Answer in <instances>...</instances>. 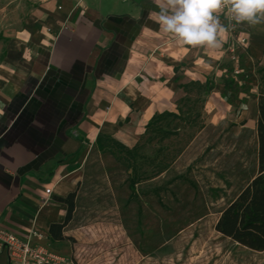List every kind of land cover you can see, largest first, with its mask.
<instances>
[{"label":"crops","instance_id":"1","mask_svg":"<svg viewBox=\"0 0 264 264\" xmlns=\"http://www.w3.org/2000/svg\"><path fill=\"white\" fill-rule=\"evenodd\" d=\"M155 10L154 0H43L26 26L6 37L0 231L57 246L49 230L64 225L68 209L56 199L72 188L85 147L99 136L132 147L156 115L184 98L182 84L218 71L229 35L218 53L176 44L150 15ZM241 31L246 53L264 61V29Z\"/></svg>","mask_w":264,"mask_h":264},{"label":"rangeland","instance_id":"2","mask_svg":"<svg viewBox=\"0 0 264 264\" xmlns=\"http://www.w3.org/2000/svg\"><path fill=\"white\" fill-rule=\"evenodd\" d=\"M42 3L0 0V49ZM227 49L218 71L199 81L215 90L196 106L195 125L169 119L132 147L113 138L102 150L85 147L72 188L61 192L62 199L75 195L71 221L63 241L48 244L60 264H264V253L216 232L221 214L257 175L253 96L264 67L247 53L232 61ZM161 131L176 134L164 139Z\"/></svg>","mask_w":264,"mask_h":264},{"label":"trees","instance_id":"3","mask_svg":"<svg viewBox=\"0 0 264 264\" xmlns=\"http://www.w3.org/2000/svg\"><path fill=\"white\" fill-rule=\"evenodd\" d=\"M258 89L253 97L257 100V175L251 183L240 193L237 199L228 206L221 214L216 226V232L224 238L244 247L254 253H264V67L258 68ZM238 89V86H237ZM182 90L186 98L178 103V115L174 113H164L156 115L147 125L145 134H147L157 123L169 119H177L180 122H186L189 125H195L200 119V114L195 113L196 106L201 104V99L211 95L214 90V84L207 81L205 84L192 82L183 86ZM196 94L198 99H192ZM225 98V97H224ZM185 109V110H184ZM195 115V117H193ZM164 139L173 137L176 133L173 131H161ZM103 141L114 142L110 137L99 136L97 147L103 149ZM120 148L123 145L115 143ZM128 154L132 153L127 151ZM136 184L131 183L130 189L135 192ZM75 195H70L67 199L57 198L58 204L65 205L68 209L64 225H53L49 230V239L52 244L63 241V230L71 221L74 212Z\"/></svg>","mask_w":264,"mask_h":264},{"label":"clouds","instance_id":"4","mask_svg":"<svg viewBox=\"0 0 264 264\" xmlns=\"http://www.w3.org/2000/svg\"><path fill=\"white\" fill-rule=\"evenodd\" d=\"M150 15L173 42L218 53L235 25L264 29V0H154Z\"/></svg>","mask_w":264,"mask_h":264},{"label":"built area","instance_id":"5","mask_svg":"<svg viewBox=\"0 0 264 264\" xmlns=\"http://www.w3.org/2000/svg\"><path fill=\"white\" fill-rule=\"evenodd\" d=\"M85 4L88 0H77ZM245 25H235L229 31L230 42L228 43L227 54L232 61L239 59V53L248 51V40L241 29ZM45 194L50 196L51 190ZM49 245H33L31 242H24L18 237L0 231V256L7 259V264H60L63 263L51 252Z\"/></svg>","mask_w":264,"mask_h":264}]
</instances>
